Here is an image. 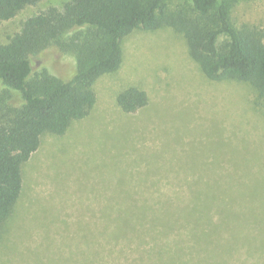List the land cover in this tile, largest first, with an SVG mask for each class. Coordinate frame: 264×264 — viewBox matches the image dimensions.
<instances>
[{
	"label": "rangeland",
	"instance_id": "374dc122",
	"mask_svg": "<svg viewBox=\"0 0 264 264\" xmlns=\"http://www.w3.org/2000/svg\"><path fill=\"white\" fill-rule=\"evenodd\" d=\"M65 1L42 0L2 21L0 43L28 17ZM232 17L264 29V0H238ZM122 44V67L96 80L91 113L62 135L44 133L23 165L21 196L0 229V264H81L94 250L117 264H159L165 254L152 250L155 239L111 242L104 229L123 225L131 208L144 205L146 192L198 187L222 193L221 201L236 197L243 211V229H230L222 242L204 239V245L222 250L224 264H264V96L257 99L245 82L209 80L171 27L136 29ZM32 64L33 72L45 67L63 79L76 71L75 57L54 46ZM130 84L150 96L136 114L115 101ZM164 222L163 229L172 226Z\"/></svg>",
	"mask_w": 264,
	"mask_h": 264
},
{
	"label": "trees",
	"instance_id": "16d2710c",
	"mask_svg": "<svg viewBox=\"0 0 264 264\" xmlns=\"http://www.w3.org/2000/svg\"><path fill=\"white\" fill-rule=\"evenodd\" d=\"M40 1L0 0V23ZM237 1L66 0L61 7L49 6L28 17L20 31L0 43V229L21 196L23 165L39 148L41 136L46 132L62 135L72 121L91 113L98 97L96 80L122 67V43L134 30L173 28L209 80L245 82L257 99L263 97L264 29L235 22L232 8ZM51 46L75 57L71 77L63 79L45 67L33 72L32 58ZM14 92L20 94L18 101ZM115 101L123 112L136 114L149 105L150 96L146 89L130 84L117 93ZM197 189L158 196L146 192L144 205L131 208L121 218L123 225L103 229L111 242L155 239L151 249L165 254L159 264H170V260L224 264L222 250L210 251L203 240L222 242L230 229L229 233L243 229V211L236 197L221 201L222 193ZM164 221L172 226L163 229ZM223 221L232 226L222 227ZM81 264L117 263L113 256L94 250L84 255Z\"/></svg>",
	"mask_w": 264,
	"mask_h": 264
}]
</instances>
